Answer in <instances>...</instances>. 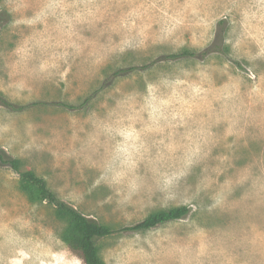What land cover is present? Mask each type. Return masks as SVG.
Listing matches in <instances>:
<instances>
[{"label":"rangeland","instance_id":"374dc122","mask_svg":"<svg viewBox=\"0 0 264 264\" xmlns=\"http://www.w3.org/2000/svg\"><path fill=\"white\" fill-rule=\"evenodd\" d=\"M0 10L10 14L0 94L34 103L0 105V148L113 228L190 207L99 238L106 264H264V0H0ZM219 20L226 54L159 59L207 46ZM63 228L0 163V264H84Z\"/></svg>","mask_w":264,"mask_h":264},{"label":"trees","instance_id":"16d2710c","mask_svg":"<svg viewBox=\"0 0 264 264\" xmlns=\"http://www.w3.org/2000/svg\"><path fill=\"white\" fill-rule=\"evenodd\" d=\"M9 18L10 14L6 10H0V29ZM224 24V20H219L217 22V29L212 41L202 49L194 50L182 48L178 51L163 54L159 59H203L214 53L226 54L227 46L225 43ZM233 63L239 66L237 61H234ZM134 69H136L134 66L117 68L113 71L111 76L116 77L125 75ZM0 105H3L12 111H19L25 107L34 105V103L21 105L8 100L0 94ZM66 105L67 107H72L70 104ZM0 163L8 165L18 174L19 188L27 195L30 201H45L54 207L55 216L64 222V228L60 233L61 240L67 245L72 253L76 254L81 259L84 264H106L100 255L99 247L96 243L99 238L111 235L116 231L138 232L147 230L159 224L183 218L190 212V207L186 205L157 209L149 213L137 223L113 228L110 225L99 223L98 221L87 217L74 206L58 197L57 194L48 187L46 180L43 177L37 175L31 169H21L22 160L11 156L2 148H0Z\"/></svg>","mask_w":264,"mask_h":264}]
</instances>
